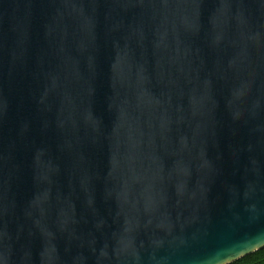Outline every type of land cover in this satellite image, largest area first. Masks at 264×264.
<instances>
[{
    "label": "water",
    "instance_id": "obj_1",
    "mask_svg": "<svg viewBox=\"0 0 264 264\" xmlns=\"http://www.w3.org/2000/svg\"><path fill=\"white\" fill-rule=\"evenodd\" d=\"M262 241L264 0H0V264Z\"/></svg>",
    "mask_w": 264,
    "mask_h": 264
},
{
    "label": "trees",
    "instance_id": "obj_2",
    "mask_svg": "<svg viewBox=\"0 0 264 264\" xmlns=\"http://www.w3.org/2000/svg\"><path fill=\"white\" fill-rule=\"evenodd\" d=\"M230 264H264V248L248 254Z\"/></svg>",
    "mask_w": 264,
    "mask_h": 264
},
{
    "label": "snow or ice",
    "instance_id": "obj_3",
    "mask_svg": "<svg viewBox=\"0 0 264 264\" xmlns=\"http://www.w3.org/2000/svg\"><path fill=\"white\" fill-rule=\"evenodd\" d=\"M262 243H264V241H262Z\"/></svg>",
    "mask_w": 264,
    "mask_h": 264
}]
</instances>
